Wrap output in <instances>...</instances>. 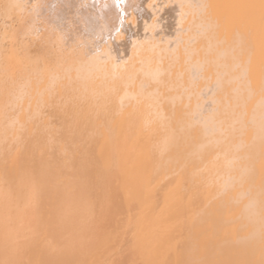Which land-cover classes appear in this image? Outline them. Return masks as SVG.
Wrapping results in <instances>:
<instances>
[{"label":"bare ground","instance_id":"bare-ground-1","mask_svg":"<svg viewBox=\"0 0 264 264\" xmlns=\"http://www.w3.org/2000/svg\"><path fill=\"white\" fill-rule=\"evenodd\" d=\"M0 68V264H264V0H0Z\"/></svg>","mask_w":264,"mask_h":264},{"label":"rangeland","instance_id":"rangeland-1","mask_svg":"<svg viewBox=\"0 0 264 264\" xmlns=\"http://www.w3.org/2000/svg\"><path fill=\"white\" fill-rule=\"evenodd\" d=\"M2 69L0 68V71H1ZM2 72V71H1ZM0 72V73H1ZM3 74H0V81L1 80H3L4 79V75L2 76ZM2 78V79H1ZM11 185H14L15 187L17 186V184H15V183H12L11 181L9 182ZM31 183V182H30ZM30 183H29V186L28 187H31L30 186ZM19 185H21V184H19ZM26 185V184H25ZM8 192V191H7ZM22 196H24V197H27V198H31L32 197V199H34V198H36V197H38L37 195L35 196V195H30V193L28 192V191H25L24 193H23V195ZM22 196H20V195H18V194H16V196L15 197H12V198H8L9 200H12V199H16V198H19V197H21V198H23ZM34 196V197H33ZM24 199V198H23ZM25 202V201H24ZM10 211H9V210ZM8 209H6L5 210V212L7 213V214H10V213H14V212H17L18 214H19V216H17V218H18V220L20 221L19 223H20V225H23L24 224V222L25 221H23L24 220V214L26 213V215H27V213H28V210L30 209L28 206H25V205H23V206H18V208H15V210L16 211H14V208L12 209V208H8ZM7 210H8V212H7ZM22 215H23V217H22ZM22 223V224H21ZM13 226H15V225H13ZM19 227V226H18ZM14 228H16V227H14ZM12 229V228H11ZM9 239H10V236L5 240V242L7 243V245H8V242H9ZM45 241L46 239H45V237L44 238H42L41 239V241ZM48 248H49V246H48Z\"/></svg>","mask_w":264,"mask_h":264}]
</instances>
